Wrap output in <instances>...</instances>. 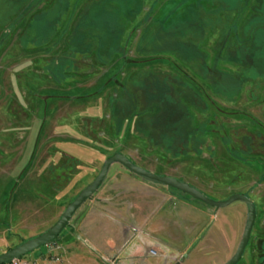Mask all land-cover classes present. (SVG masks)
<instances>
[{
	"label": "rangeland",
	"instance_id": "374dc122",
	"mask_svg": "<svg viewBox=\"0 0 264 264\" xmlns=\"http://www.w3.org/2000/svg\"><path fill=\"white\" fill-rule=\"evenodd\" d=\"M254 30L263 56L264 0H0V253L52 226L119 152L209 198L249 196L256 219L238 264H255L264 61L255 59ZM161 117L173 121L165 127ZM123 176L145 185L130 190ZM112 183L121 187L112 214L85 221L84 202L59 234L53 264H175L209 223L178 264H223L234 254L244 202L214 213L120 163L93 197Z\"/></svg>",
	"mask_w": 264,
	"mask_h": 264
},
{
	"label": "water",
	"instance_id": "95a60500",
	"mask_svg": "<svg viewBox=\"0 0 264 264\" xmlns=\"http://www.w3.org/2000/svg\"><path fill=\"white\" fill-rule=\"evenodd\" d=\"M113 163L122 164L127 170L136 174L147 182L164 185L180 190L181 192L189 195L190 197L200 200L211 207H214L215 210L221 207H225L233 203L234 201H243L248 208L245 227L242 232V236L234 256L231 257L225 264H235L240 259L249 239L250 232L253 227L256 216L254 203L248 196L242 193L235 192L230 194L226 199L223 200L212 199L205 196L199 189L190 185L188 182L181 181L176 177L169 175H158L153 171H150L133 163L122 153L115 152L112 155L108 156L106 159H104L102 167L99 170L98 174L87 185H85L77 193V195L66 205L60 217L52 226H50L44 232L34 237L28 238L20 244L0 253V264L10 261L14 258L23 257L24 255L39 248L42 245H48L56 242L59 234L67 226L69 220L76 212V210L86 200L91 198L92 195L100 188V186L105 180L110 165Z\"/></svg>",
	"mask_w": 264,
	"mask_h": 264
},
{
	"label": "crops",
	"instance_id": "0c3cea01",
	"mask_svg": "<svg viewBox=\"0 0 264 264\" xmlns=\"http://www.w3.org/2000/svg\"><path fill=\"white\" fill-rule=\"evenodd\" d=\"M257 30V29H256ZM256 30H254V45L256 47V51L255 52V59L261 57V62L264 61V55L262 56V52L260 51V47H261V40H260V37H258V33H256ZM260 55V56H259ZM259 56V57H258ZM125 177V176H123ZM129 182L124 184L127 188H129L130 190L133 188L132 185L136 184V185H145L143 184V182H139V180H134V178H130V177H125ZM129 184V185H128ZM101 188V187H100ZM99 188V189H100ZM121 190V187H118V184L117 183H112V184H107V185H104L103 188H102V192L95 196V197H92L89 201L88 204H86L87 206L84 208L83 210V214L81 215L82 218L81 219H84L85 221L86 220H91L93 222H96L97 221V217L101 218V219H105L106 217H108V214L107 212L109 211L110 213L112 212V207H114L115 205V202L117 200H114V198L111 199L113 193H114V196L116 193H119V191ZM110 196V197H109ZM120 196H121V193H120ZM110 198V199H109ZM112 214V213H111ZM110 216V215H109ZM89 217V218H88ZM96 218V219H95ZM94 219L96 221H94ZM97 223V222H96ZM87 228V227H86ZM94 228V226H93ZM87 231V230H86ZM124 234H126L127 230L123 231ZM125 237V236H124ZM108 239V237L106 238ZM136 251V252H135ZM136 253H139V250L138 249H133L132 251V254H136ZM67 258V257H66ZM69 258V257H68ZM71 260L73 261V258L71 257ZM81 259L80 257L78 256V261L79 262ZM71 264H75L74 263H71Z\"/></svg>",
	"mask_w": 264,
	"mask_h": 264
},
{
	"label": "flooded vegetation",
	"instance_id": "af4514ba",
	"mask_svg": "<svg viewBox=\"0 0 264 264\" xmlns=\"http://www.w3.org/2000/svg\"><path fill=\"white\" fill-rule=\"evenodd\" d=\"M151 171V170H150ZM167 175V174H166ZM169 176H171V175H169ZM173 177H175V176H173ZM106 178V177H105ZM177 179H179L178 177H176ZM140 179H142L141 177H140ZM143 180V179H142ZM180 180V179H179ZM105 181V180H104ZM143 181H145V180H143ZM182 181V180H181ZM148 183H150V182H148ZM103 184V183H102ZM190 184V183H189ZM191 185V184H190ZM102 186V185H101ZM100 186V187H101ZM166 187H168V186H166ZM170 188V187H169ZM172 188V187H171ZM197 188V187H196ZM173 189H175V188H173ZM198 189V188H197ZM175 190H177V189H175ZM98 191V190H97ZM180 191V190H179ZM201 191V190H200ZM202 192V191H201ZM203 193V192H202ZM204 194V193H203ZM232 194V193H231ZM243 194V193H242ZM94 195V194H93ZM93 195H92V197H93ZM229 196V195H228ZM247 196V195H246ZM91 197V198H92ZM249 197V196H248ZM91 198H89V199H91ZM227 198V197H226ZM225 198V199H226ZM250 198V197H249ZM195 199V198H194ZM251 199V198H250ZM197 200V199H196ZM252 200V199H251ZM87 201V200H86ZM85 201V202H86ZM198 201H200V200H198ZM238 201H240V200H238ZM200 202H202V201H200ZM243 202V201H242ZM252 202H253V200H252ZM203 204H205L204 202H202ZM254 203V202H253ZM245 204V203H244ZM246 205V204H245ZM205 206H208L209 208H212L213 209V212L215 213L217 210H215L214 209V207H211V206H209V205H207V204H205ZM247 206V205H246ZM254 206H255V210H256V205H255V203H254ZM247 211H248V208H247ZM246 217H247V215H246ZM255 219H256V216H255ZM246 223V222H245ZM254 223H255V221H254ZM209 226H210V223L209 224H207V227L205 228V230H203L201 233H200V235L193 241V243L183 252V253H181L180 254V256L178 257V260H176V262H172V263H175V264H178L180 261H182L184 258H186L188 255H189V253L192 251V250H194V249H196L197 248V246H198V244L201 242V240L203 239V237H204V235L206 234V232H207V230H208V228H209ZM253 226H254V224H253ZM244 227H245V225H244ZM252 229H253V227H252ZM252 229H251V232H252ZM244 230V229H243ZM251 232H250V236H251ZM135 236V235H134ZM241 236H242V234H241ZM250 236H249V239H248V241H247V244H246V246L248 245V243H249V240H250ZM240 239H241V237H240ZM258 240H259V243L256 245V250H257V259H255L256 260V263L255 264H264V252H261V253H259L258 254V252H260L262 249H263V246H264V236L262 237V236H260L259 238H258ZM239 242H240V240H239ZM239 242H238V244H239ZM140 246H143V243H138L137 244V246H135L134 247V249H138V250H140L141 249V247ZM144 246H146V245H144ZM238 246V245H237ZM246 246H245V248H246ZM245 248H244V250H245ZM236 249H237V247H236ZM244 250H243V252H244ZM155 251V249H151V252H154ZM235 252H236V250H235ZM235 252H234V254H235ZM139 254H141L140 253V251H139V253H136V254H133V255H139ZM148 255H150L149 253H147ZM186 254V255H185ZM234 254L231 256V257H233L234 256ZM242 255H243V253H242ZM242 255H241V257H240V259L235 263V264H238L239 262H240V260H241V258H242ZM230 257V258H231ZM229 258V259H230ZM228 259V260H229ZM227 260V261H228ZM226 261V262H227ZM225 262V263H226ZM225 263H223V264H225Z\"/></svg>",
	"mask_w": 264,
	"mask_h": 264
},
{
	"label": "built area",
	"instance_id": "2783aa9c",
	"mask_svg": "<svg viewBox=\"0 0 264 264\" xmlns=\"http://www.w3.org/2000/svg\"><path fill=\"white\" fill-rule=\"evenodd\" d=\"M54 248H55V242L45 245V251L42 253L44 255L43 257H33L32 259H27L26 257H18L11 259L10 261H7L2 264H39L43 262V264H53L61 261V257L57 254L54 253Z\"/></svg>",
	"mask_w": 264,
	"mask_h": 264
},
{
	"label": "trees",
	"instance_id": "16d2710c",
	"mask_svg": "<svg viewBox=\"0 0 264 264\" xmlns=\"http://www.w3.org/2000/svg\"><path fill=\"white\" fill-rule=\"evenodd\" d=\"M101 89H102V87H99L98 89H97V91L96 92H100L101 91ZM114 105H115V103H114ZM115 108V107H114ZM167 120V121H166ZM158 122H159V124H161V125H164L165 127H167L168 125L167 124H169L170 122H172L173 121V119L172 118H169V117H167L166 119H164V117L162 118H159L158 120H157ZM166 121V122H165ZM151 124H152V122H150ZM149 126H151V125H149ZM193 131H196V129H194ZM180 179V178H179ZM180 180H182V179H180ZM171 188V187H170Z\"/></svg>",
	"mask_w": 264,
	"mask_h": 264
}]
</instances>
